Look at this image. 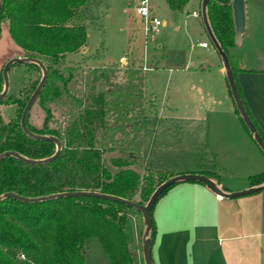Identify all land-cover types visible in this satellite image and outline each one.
Returning <instances> with one entry per match:
<instances>
[{
	"label": "trees",
	"instance_id": "obj_1",
	"mask_svg": "<svg viewBox=\"0 0 264 264\" xmlns=\"http://www.w3.org/2000/svg\"><path fill=\"white\" fill-rule=\"evenodd\" d=\"M101 1H0V20H7L10 37L21 48L22 55L40 59L48 71L34 104L44 114L42 123L39 127L30 123V110L26 125L36 134L53 136L61 142L59 155L48 163L29 164L14 156L3 157L0 196L6 192L40 197L94 191L143 204L157 185L174 175L168 169H145L140 173L133 167L141 152L147 114L154 106L145 91L146 71L141 62L127 61L123 82L113 85L109 81L120 63L94 68L86 64L85 58L78 62L67 59L69 53L86 46L88 9ZM188 2L166 0L174 17ZM207 17L216 40L228 56L244 107L264 140L236 81L237 71L253 69L242 64V57L229 54L237 43L232 5L209 0ZM15 64L25 69L36 68L41 73L33 62L12 65ZM41 76L21 73L17 92L8 91L0 99V154L12 150L25 158L44 159L56 152L55 142L32 139L20 125L22 111ZM10 106L12 113L7 111ZM127 152L131 154L123 155ZM201 174L219 184L216 174L209 171ZM248 181L251 186L263 184L264 171L250 175ZM131 212H135L133 218ZM141 218L139 210L101 197H60L37 202L3 198L0 264H86V242L92 237L99 240L108 264H144L143 255L137 257L134 248ZM154 236L152 210L151 247ZM20 253L26 258L20 259Z\"/></svg>",
	"mask_w": 264,
	"mask_h": 264
},
{
	"label": "crops",
	"instance_id": "obj_2",
	"mask_svg": "<svg viewBox=\"0 0 264 264\" xmlns=\"http://www.w3.org/2000/svg\"><path fill=\"white\" fill-rule=\"evenodd\" d=\"M242 34H237L229 54L242 57V64L253 69L237 71L236 81L264 134V52L244 45ZM204 36L196 45L207 51L211 47L209 56H191L182 66L164 67L173 85L168 113L151 97L154 106L147 114L139 163L142 171L168 169L174 175L209 171L219 177V187L238 191L252 187L248 177L264 171V153L240 119L221 56L207 30ZM79 51L85 53L86 46ZM145 62L147 70L158 67ZM176 149L178 155L171 153ZM153 220L154 264H264V190L226 199L201 183L179 182L158 199Z\"/></svg>",
	"mask_w": 264,
	"mask_h": 264
},
{
	"label": "rangeland",
	"instance_id": "obj_3",
	"mask_svg": "<svg viewBox=\"0 0 264 264\" xmlns=\"http://www.w3.org/2000/svg\"><path fill=\"white\" fill-rule=\"evenodd\" d=\"M137 0H102L89 11V17L85 20L87 30L86 51L72 52L67 55L69 61H83L88 66L99 68L113 63H120L119 70L115 72L109 84L121 83L124 80L123 69L127 61L136 59L141 62L144 71L147 69L145 61L158 67L148 68L146 71L145 90L149 98L155 96L157 107L164 108L168 112V98L172 94L173 85L168 82L167 68L175 67L176 64H184L189 57L204 59L209 56V50L198 47L197 41L203 40L206 28L201 16L194 17L192 12H201V0H189L184 8L174 17L166 0H149L152 15L164 22L158 31H149L145 34L141 19L136 15ZM221 3H229L230 0H216ZM233 1V0H232ZM232 5V3H230ZM245 31L242 34L244 45L259 46L264 52V0H244ZM22 50L17 46L8 32L6 19L0 20V87L3 90L4 81L2 68L12 58L22 57ZM128 58L122 63L121 57ZM145 61H144V60ZM158 61V63H156ZM163 67V68H162ZM9 92H17L19 88V75L25 73L29 77L42 74L35 69H25L20 64L12 65L10 68ZM42 77V76H41ZM13 107L7 108L12 113ZM150 115V113H148ZM44 114L42 110L34 105L30 111L29 121L32 125L39 127ZM150 119L152 116H149ZM151 122V120H150ZM178 146V145H176ZM180 149L179 147H176ZM176 149L175 155L179 154ZM168 152V151H167ZM178 152V153H177ZM131 154L130 152L123 155ZM133 155V153H132ZM168 157V153L166 154ZM168 159V158H166ZM139 157L136 156L134 169L139 170ZM232 176V175H231ZM235 176V175H234ZM139 199V196H136ZM147 202V201H146ZM146 202H143L145 204ZM132 218L135 212H131ZM139 222V238L135 243V254L142 256V243L145 224L143 218ZM150 238V234H149ZM137 245V246H136ZM87 252L85 254L86 264H108V256L102 249L99 240L92 237L86 242Z\"/></svg>",
	"mask_w": 264,
	"mask_h": 264
},
{
	"label": "water",
	"instance_id": "obj_4",
	"mask_svg": "<svg viewBox=\"0 0 264 264\" xmlns=\"http://www.w3.org/2000/svg\"><path fill=\"white\" fill-rule=\"evenodd\" d=\"M1 1V0H0ZM209 0H201V14H202V19L203 23L205 25V28L210 35L213 44L215 45L217 51L219 52L222 63L225 69V75L226 79L229 85V89L232 95V98L234 100L235 106L238 110L239 116L244 123V125L247 127L249 133L252 135V138L258 145V147L261 149V151L264 153V140L260 136L259 132L257 131L256 126L252 122L251 118L249 117L244 104L241 100L240 94L238 92L236 83H235V78L230 66V62L228 59L227 54L222 50L220 47L218 41L216 40L209 21L207 17V5H208ZM1 3V2H0ZM232 10H233V18H234V25H235V32L237 34H241L245 30V12H244V0H233L232 1ZM17 62H33L37 64L41 71H42V77L30 95L23 111L21 114L20 118V125L22 130L32 139L36 140H51L56 143L57 150L56 152L44 159H29L21 156L15 151H4L3 153L0 154V160L5 157V156H14L26 163L29 164H43V163H48L53 161L60 152L61 149V142L58 138L53 137V136H47V135H40L32 132L26 125V117L29 113V111L32 109L34 106L41 90L43 89L47 77H48V71L44 63L34 57H27V56H22V57H15L12 59H9L3 66L2 68V76H3V81H4V87L3 90L0 92V99L5 97L9 91L10 87V80H9V68L11 67L12 64L17 63ZM179 182H198L203 185H205L211 192H213L215 195L221 197V198H226V199H233V198H238L241 196H246L250 195L259 191L264 190V183L257 185V186H252L246 189L238 190V191H225L221 187H219L214 180H212L210 177L201 174V173H180V174H175L165 181L161 182L159 185L156 186L154 191L151 193L149 199L145 204H139L135 201L125 199L122 197L114 196V195H109L105 193H99V192H94V191H73V192H62V193H54V194H49L45 196H40V197H25L22 195H19L17 193L13 192H6L0 196V199L3 198H13L17 199L23 202H37V201H44V200H49V199H54V198H60V197H77V196H94V197H101V198H106V199H111L115 200L121 203H124L128 206H131L137 210H139L142 214L143 221L145 224V229H144V236H143V243H142V255H143V261L144 264H153L152 261V254H151V240L149 238L150 230L152 227V210L154 208V205L156 204L157 200L159 199L160 195L164 192L166 188L169 186L179 183Z\"/></svg>",
	"mask_w": 264,
	"mask_h": 264
},
{
	"label": "built area",
	"instance_id": "obj_5",
	"mask_svg": "<svg viewBox=\"0 0 264 264\" xmlns=\"http://www.w3.org/2000/svg\"><path fill=\"white\" fill-rule=\"evenodd\" d=\"M135 9L137 15L141 19L145 34H147L149 31H158L159 27L164 24L163 21L152 15L149 0H137ZM193 15L196 17H202L201 12H193ZM198 44L202 47H207L206 42H200ZM19 258L25 259V254L20 253Z\"/></svg>",
	"mask_w": 264,
	"mask_h": 264
}]
</instances>
